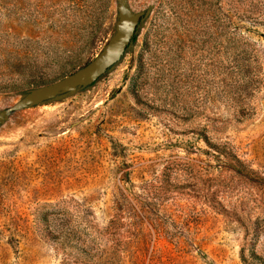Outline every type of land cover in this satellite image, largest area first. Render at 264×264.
Returning a JSON list of instances; mask_svg holds the SVG:
<instances>
[{"label":"rangeland","instance_id":"374dc122","mask_svg":"<svg viewBox=\"0 0 264 264\" xmlns=\"http://www.w3.org/2000/svg\"><path fill=\"white\" fill-rule=\"evenodd\" d=\"M0 115V264H264V0H0Z\"/></svg>","mask_w":264,"mask_h":264},{"label":"water","instance_id":"95a60500","mask_svg":"<svg viewBox=\"0 0 264 264\" xmlns=\"http://www.w3.org/2000/svg\"><path fill=\"white\" fill-rule=\"evenodd\" d=\"M116 11L115 32L94 60L59 82L29 90L22 99L15 103L12 110L35 107L58 96L86 89L116 65L131 45L140 25L150 15V11L134 13L127 8L124 2L118 5Z\"/></svg>","mask_w":264,"mask_h":264},{"label":"trees","instance_id":"16d2710c","mask_svg":"<svg viewBox=\"0 0 264 264\" xmlns=\"http://www.w3.org/2000/svg\"><path fill=\"white\" fill-rule=\"evenodd\" d=\"M135 38H136V36L134 37V39H133V41H132V42H134V41H135Z\"/></svg>","mask_w":264,"mask_h":264}]
</instances>
